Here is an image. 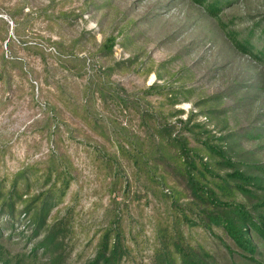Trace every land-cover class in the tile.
Masks as SVG:
<instances>
[{
  "label": "rangeland",
  "instance_id": "rangeland-1",
  "mask_svg": "<svg viewBox=\"0 0 264 264\" xmlns=\"http://www.w3.org/2000/svg\"><path fill=\"white\" fill-rule=\"evenodd\" d=\"M263 27L264 0H233L218 16L194 0H0V184L8 189L12 177L31 165L33 173L42 175L50 153H67L75 171L69 192L53 213L74 209L75 232L67 239L69 264L85 263L93 254L102 205L109 196L106 170L94 153L96 143L87 140L89 135L99 138L69 112L73 102L84 99L83 89L106 83L130 99L146 95L151 110L168 113L163 95L145 93L157 83L177 91L181 101L173 110L197 112L214 103L228 107L229 130L264 128V61L257 62L231 38L234 31L244 33L242 38L253 32L256 42ZM109 38L114 46L103 54ZM2 54L9 60L3 61ZM78 58L85 59V66ZM182 89L191 90L187 98L180 96ZM232 91L238 95L230 96ZM243 94L246 99L237 104ZM216 95L221 102L213 100ZM206 99L213 102L204 105ZM66 100L71 101L67 106L62 102ZM97 108L140 132L133 108L122 112L118 100L106 107L98 102ZM259 144L256 140L249 147ZM38 191V185L31 187L30 192ZM145 202L141 205L148 213L154 204ZM135 203L131 207L137 210ZM140 226L138 221L133 225ZM145 228L141 241L151 237L150 226ZM1 233L3 238L9 235L8 230ZM16 240L5 244L7 253L32 250L28 237L20 244ZM144 254L139 259L146 263Z\"/></svg>",
  "mask_w": 264,
  "mask_h": 264
},
{
  "label": "trees",
  "instance_id": "trees-1",
  "mask_svg": "<svg viewBox=\"0 0 264 264\" xmlns=\"http://www.w3.org/2000/svg\"><path fill=\"white\" fill-rule=\"evenodd\" d=\"M194 2L218 16L223 5L233 0ZM234 32L231 38L237 46L263 62L264 46H259L264 42V27L256 42L253 32L243 38L244 33ZM108 40L103 54L111 53L114 46V39ZM1 57L9 60L4 54ZM78 60L85 66V59ZM152 92L164 96L168 113L151 110L146 95L130 99L106 83L83 89L84 99L73 102L69 110L97 133L98 140L94 135L87 140L96 143V160L106 170L108 184L109 200L102 205L94 251L83 264H264V128L229 130L228 107L206 99L203 104L212 107L197 112L173 110L181 101L177 91L154 83L145 91ZM190 93L182 89L179 94L187 98ZM235 94L232 91L230 96ZM213 97L215 102L222 101ZM110 100H118L122 112L133 108L138 113L140 132L102 115L97 103L106 107ZM53 116L58 119L57 114ZM256 140L260 144L250 148ZM107 142L115 146L109 149ZM31 169L34 165L20 169L8 189L0 184V264H69L67 239L75 232L74 209L69 207L62 214L53 209L70 190L73 161L67 153L52 152L42 175ZM35 184L40 191L32 193ZM76 195H72L74 200ZM143 199L154 204L148 213L141 205ZM134 202L137 210L131 207ZM17 203L22 209L18 210ZM137 221L141 226L133 227ZM147 224L151 237L141 241ZM3 230L9 231L7 238ZM27 237L32 240L30 252H6L5 244L16 239L20 244ZM144 252L146 263L139 259Z\"/></svg>",
  "mask_w": 264,
  "mask_h": 264
}]
</instances>
